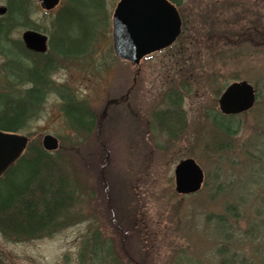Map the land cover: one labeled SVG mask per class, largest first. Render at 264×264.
Masks as SVG:
<instances>
[{
	"label": "rangeland",
	"instance_id": "obj_1",
	"mask_svg": "<svg viewBox=\"0 0 264 264\" xmlns=\"http://www.w3.org/2000/svg\"><path fill=\"white\" fill-rule=\"evenodd\" d=\"M118 1L103 0V11L93 10L86 20L91 35L67 20L66 0L47 13L33 7L30 24L75 57H53L52 87L85 101L96 126L87 135L70 130L52 91L17 132L40 146L43 136L55 137L54 160L74 178L78 193L66 224L54 234L16 240L0 233V264H93L89 252L83 261L79 253L95 232L110 242L114 255L97 264H264V0H180L178 43L137 66L112 52L111 16ZM221 4L231 7L226 21L241 23L232 38L246 33L249 43L212 49L202 15ZM62 8L54 31L51 20ZM26 29H14L11 40H20ZM3 63L0 58V90L7 85ZM235 81L248 82L258 98L250 111L222 116L217 100ZM170 91L181 96L184 120L174 137L156 119L169 110ZM225 118L238 128L234 136L214 127ZM186 158L204 174L201 190L191 196L174 191V167Z\"/></svg>",
	"mask_w": 264,
	"mask_h": 264
},
{
	"label": "trees",
	"instance_id": "obj_2",
	"mask_svg": "<svg viewBox=\"0 0 264 264\" xmlns=\"http://www.w3.org/2000/svg\"><path fill=\"white\" fill-rule=\"evenodd\" d=\"M93 1L66 0L70 8V15L65 12L69 15L67 20L71 24H80L85 35L94 32L90 23L86 21L91 17L93 10L101 12L104 8L103 0H98L100 2L98 7ZM176 1L180 3L179 0ZM7 4L6 19L0 20V43L7 41L9 35L18 27L39 30L37 26L30 24L31 12L35 5L32 0H7ZM215 9L214 7L205 10V14L202 15L203 26L207 28L205 35L212 40L211 46L214 51L231 49V44L235 42L242 46L250 42L245 39L246 30L242 31L245 34L232 38L233 28L241 23L232 26L226 21L231 13L230 6L221 4L218 11ZM63 11L64 8L60 9L51 20L54 31L55 20ZM213 21H219V25ZM51 41L52 39L49 42V51L45 55L29 53L18 45L17 50L0 46V55L6 59V65L10 67L6 74L7 85L0 90L1 131H23L28 122L35 118L44 99L52 91L60 97L61 111L70 130L87 135L96 126V117L85 101L77 99L65 87L58 89L52 87L50 74L56 70V59L75 57L66 56L57 50ZM24 84L29 87L23 89ZM165 99L168 101L169 110L156 115V119L165 131L174 137V133L182 131L184 127V120L182 121L180 115L181 96L176 91H170ZM71 111L76 113L75 121L72 120ZM225 119L223 123L215 122L214 127L226 136H234L238 128L233 121H229L234 120L233 117ZM53 155L55 154L45 152L37 141H29L18 161L0 177V233L6 239L41 238L54 234L66 224L78 187L74 178L66 176V169L64 171L60 168ZM80 250L81 261L84 260L85 251L91 255L93 264L102 263L104 259L112 260L110 242L101 240L98 232L83 242ZM231 263L233 264L231 260L226 259L222 264Z\"/></svg>",
	"mask_w": 264,
	"mask_h": 264
},
{
	"label": "water",
	"instance_id": "obj_3",
	"mask_svg": "<svg viewBox=\"0 0 264 264\" xmlns=\"http://www.w3.org/2000/svg\"><path fill=\"white\" fill-rule=\"evenodd\" d=\"M42 10L54 9L59 0H33ZM6 12L0 7V16ZM181 20L167 0H119L111 18V42L114 55L120 60L138 65L154 52L170 47L180 34ZM25 48L37 54L47 51V37L32 30L21 35ZM256 100L254 88L246 81L228 85L218 99L221 114L239 115L252 109ZM28 138L16 133L0 131V177L24 151ZM58 140L43 136L41 147L46 152L58 149ZM174 191L181 196L196 194L203 184L201 168L191 158L180 160L174 167Z\"/></svg>",
	"mask_w": 264,
	"mask_h": 264
},
{
	"label": "flooded vegetation",
	"instance_id": "obj_4",
	"mask_svg": "<svg viewBox=\"0 0 264 264\" xmlns=\"http://www.w3.org/2000/svg\"><path fill=\"white\" fill-rule=\"evenodd\" d=\"M169 1L176 8H178L180 6V4L176 0H169ZM5 7H6L7 11H8V4H6ZM7 11H6L5 15L0 16V20L6 19ZM11 36H12V34L9 35V38L7 39V41L5 40L2 43H0V46H2V47L5 46L7 49L17 50V46L16 45H18L19 47L21 46L26 51L25 46H24L23 42L21 41V39L13 41V40H11ZM47 43L49 45V39H48ZM35 55H39V54H35ZM0 58L3 59V61H4V63L1 65L2 66L1 67V71H2V74L4 76V79H6L7 78L6 74H7V71L10 70V67L8 65H6V59L3 56L0 55ZM6 83H7V81H6Z\"/></svg>",
	"mask_w": 264,
	"mask_h": 264
}]
</instances>
